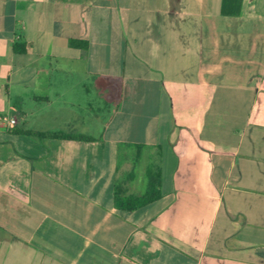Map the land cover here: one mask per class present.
I'll return each mask as SVG.
<instances>
[{
	"label": "crops",
	"instance_id": "0c3cea01",
	"mask_svg": "<svg viewBox=\"0 0 264 264\" xmlns=\"http://www.w3.org/2000/svg\"><path fill=\"white\" fill-rule=\"evenodd\" d=\"M0 112V264H264V0H0Z\"/></svg>",
	"mask_w": 264,
	"mask_h": 264
},
{
	"label": "trees",
	"instance_id": "16d2710c",
	"mask_svg": "<svg viewBox=\"0 0 264 264\" xmlns=\"http://www.w3.org/2000/svg\"><path fill=\"white\" fill-rule=\"evenodd\" d=\"M25 133H28V134L35 133V135L44 136V137L81 138V139L86 138V137L81 136V135L64 134V133H39V132H32V131H28ZM152 188H154V185L150 186L151 191L154 190ZM158 195H159L158 192L149 193V195H147L146 197H143V198H135V197L123 198V197H118L119 195H117L116 205H117V207H119L121 209L133 210V209L140 207L144 203H147L150 200L156 198Z\"/></svg>",
	"mask_w": 264,
	"mask_h": 264
},
{
	"label": "rangeland",
	"instance_id": "374dc122",
	"mask_svg": "<svg viewBox=\"0 0 264 264\" xmlns=\"http://www.w3.org/2000/svg\"><path fill=\"white\" fill-rule=\"evenodd\" d=\"M123 157L124 156L121 155V158H120V167L121 168H123V166L125 165V163H124L125 160H124ZM151 161H152V159H151ZM143 162H144V156H141L140 160H137V162L135 163L134 171H133L135 177L140 176V171H141ZM121 176H123V174H121ZM147 179L148 178L145 175L140 177L141 182L138 184V189H143V186H146ZM157 179H158V176H157L156 172H153V175H151V177H150L151 183L154 185L155 184V180H157Z\"/></svg>",
	"mask_w": 264,
	"mask_h": 264
},
{
	"label": "built area",
	"instance_id": "2783aa9c",
	"mask_svg": "<svg viewBox=\"0 0 264 264\" xmlns=\"http://www.w3.org/2000/svg\"><path fill=\"white\" fill-rule=\"evenodd\" d=\"M17 119L15 117L8 116L0 112V129L4 127H12L16 124Z\"/></svg>",
	"mask_w": 264,
	"mask_h": 264
}]
</instances>
